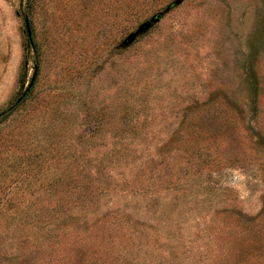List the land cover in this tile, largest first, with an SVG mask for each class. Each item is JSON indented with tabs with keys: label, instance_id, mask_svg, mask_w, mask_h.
I'll list each match as a JSON object with an SVG mask.
<instances>
[{
	"label": "rangeland",
	"instance_id": "rangeland-1",
	"mask_svg": "<svg viewBox=\"0 0 264 264\" xmlns=\"http://www.w3.org/2000/svg\"><path fill=\"white\" fill-rule=\"evenodd\" d=\"M2 111L0 264H264V0H0Z\"/></svg>",
	"mask_w": 264,
	"mask_h": 264
},
{
	"label": "trees",
	"instance_id": "trees-1",
	"mask_svg": "<svg viewBox=\"0 0 264 264\" xmlns=\"http://www.w3.org/2000/svg\"><path fill=\"white\" fill-rule=\"evenodd\" d=\"M17 104H18V102H16L14 106H16ZM12 108H13V107H12ZM8 112H10V111H2V112L0 113V116L5 115V114H7Z\"/></svg>",
	"mask_w": 264,
	"mask_h": 264
},
{
	"label": "water",
	"instance_id": "water-1",
	"mask_svg": "<svg viewBox=\"0 0 264 264\" xmlns=\"http://www.w3.org/2000/svg\"><path fill=\"white\" fill-rule=\"evenodd\" d=\"M26 31H27V33H28V36H29L30 34H29V30H28V28L26 29Z\"/></svg>",
	"mask_w": 264,
	"mask_h": 264
}]
</instances>
